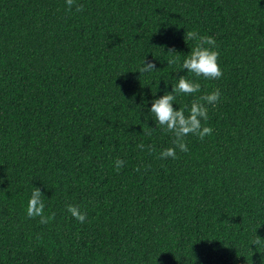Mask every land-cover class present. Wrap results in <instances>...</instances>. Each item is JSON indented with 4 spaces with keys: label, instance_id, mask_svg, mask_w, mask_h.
I'll return each mask as SVG.
<instances>
[{
    "label": "trees",
    "instance_id": "obj_1",
    "mask_svg": "<svg viewBox=\"0 0 264 264\" xmlns=\"http://www.w3.org/2000/svg\"><path fill=\"white\" fill-rule=\"evenodd\" d=\"M192 30L215 39L220 79L181 69ZM180 75L201 89L174 108L219 89L213 131L160 159L174 136L149 109ZM33 187L48 224L26 215ZM256 235L264 0H0V264H264Z\"/></svg>",
    "mask_w": 264,
    "mask_h": 264
},
{
    "label": "clouds",
    "instance_id": "obj_2",
    "mask_svg": "<svg viewBox=\"0 0 264 264\" xmlns=\"http://www.w3.org/2000/svg\"><path fill=\"white\" fill-rule=\"evenodd\" d=\"M67 10L71 11L75 0H65ZM77 12L84 11L82 4L75 5ZM188 40L197 41L196 45L191 49L190 53L183 60L181 69L187 70L188 73L193 74L197 78H203L205 80H218L223 76L222 69L219 64V52L216 49V41L211 36H200L196 31H188L184 34V38ZM174 52V50L169 49ZM169 64L176 63L175 60L168 61ZM156 70V66L153 62L147 61L144 57L141 65L138 69L139 73H150ZM201 85L199 82L193 79H189L186 75H180L177 79L175 87L171 88V92H165L159 98L154 99L151 102L149 112L155 117L156 123L161 128L173 134V147L164 149L159 158L177 159V149L180 152H187L188 146L185 141V137L190 134L197 135L201 140L211 135L213 129L208 126H203L202 121L208 120V107L207 105L215 106L220 98L219 89H214L212 92L204 94L199 98L193 100L190 106L185 105L181 108H174V100L176 94L192 95L200 92ZM187 111V115L185 114ZM150 134V132L148 133ZM137 148L144 150L145 145L143 143L137 145ZM148 150L154 151L151 145L148 146ZM125 161L117 159L115 161V169L119 171L124 165ZM139 171V168L136 169ZM44 195L42 191L33 187L30 199L28 200L26 207V215L29 218L39 217L41 224H48L55 218V213L50 215L45 214ZM67 211L71 216L83 224L87 219V213L82 212L76 205H68ZM264 242V238H260L256 235V239L252 241L251 245H258Z\"/></svg>",
    "mask_w": 264,
    "mask_h": 264
}]
</instances>
